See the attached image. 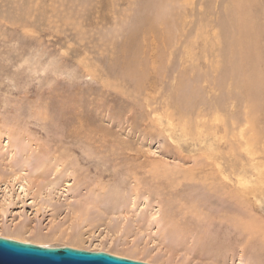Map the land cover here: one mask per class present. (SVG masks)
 I'll return each mask as SVG.
<instances>
[{"label": "rangeland", "instance_id": "1", "mask_svg": "<svg viewBox=\"0 0 264 264\" xmlns=\"http://www.w3.org/2000/svg\"><path fill=\"white\" fill-rule=\"evenodd\" d=\"M247 2L0 0V236L153 264H243L241 247L261 234L247 222L264 220V140L248 154L233 126L248 111L243 75L251 90L264 79V0ZM246 6L259 55L248 72ZM257 113L254 130L264 105ZM217 122L232 130L216 145ZM206 216L233 256L197 249Z\"/></svg>", "mask_w": 264, "mask_h": 264}, {"label": "bare ground", "instance_id": "2", "mask_svg": "<svg viewBox=\"0 0 264 264\" xmlns=\"http://www.w3.org/2000/svg\"><path fill=\"white\" fill-rule=\"evenodd\" d=\"M249 2V1H251V0H239V7L238 8H240V7H243L245 4H246V2ZM247 2V3H248ZM246 5H248V4H246ZM243 15L241 16V19H240V23H239V37H238V45L240 46V48H241V51H240V53H241V60H242V63L244 64V66L245 67H248V69L246 70L247 72L250 70V66L254 63V67H256V65L258 64V61H259V55L256 53V51L258 50L257 48H256V40H255V36H256V31H255V29H253V26L251 25L252 23H254L253 21H251L250 23H249V15H248V13H250V12H248V8H247V6L245 7V8H243ZM248 12V13H247ZM254 30V31H253ZM255 59H256V61H255ZM255 61V62H254ZM242 67V66H241ZM256 71V70H255ZM133 74H135V73H133ZM137 78H139V77H137ZM264 79H263V77H262V74H260V78H259V80L258 81H256V82H254V83H252V90L250 89V87H249V85H248V83H247V81H248V79H246L245 78V75H243V77H242V81H241V86H242V89H244L245 90V92H246V99L247 100H245L246 101V103H245V109L246 108H248V111L246 112V114H245V116L243 117V119L241 120V122H236V123H233V126L236 128H238V127H240V136H239V138H241V139H243L244 140V142H246L247 143V146L246 147H248V145H249V147L251 148L250 150L248 149V154H251V152L252 151H254V153L256 152L255 151V149H254V145L255 144H259L258 142H262L263 140H264V126L262 125V126H260L259 124H257L256 125V130H254V122H256L257 121V119L259 120V116H260V114L259 113H257L258 111H260V110H262V108H263V105H264V101L262 100V98H261V96H262V94H263V92H264V86H263V83H264V81H263ZM139 81H141V80H139ZM239 85V84H238ZM241 88V87H240ZM257 88H260V90H259V92H260V94L259 93H257L256 92V89ZM190 97V96H189ZM187 99H189L188 97H187ZM194 100V99H193ZM168 107V106H167ZM169 108V107H168ZM171 109H173V108H171ZM170 110V109H169ZM181 111V110H180ZM179 111V112H180ZM70 112V111H69ZM175 112V111H174ZM178 112V111H177ZM181 113V112H180ZM173 114V113H172ZM182 114V113H181ZM186 114V113H185ZM205 114V113H204ZM203 114V115H204ZM169 115V114H168ZM171 115V114H170ZM180 115V114H179ZM183 115V114H182ZM203 115H202V113H201V117H203ZM213 115H214V113H213ZM164 116H166L165 114H164ZM185 116H187V115H185ZM199 116V115H198ZM197 116V117H198ZM207 116H208V114H207ZM218 116V115H217ZM171 117V116H170ZM173 117V116H172ZM171 117V118H172ZM181 117V116H180ZM212 117V116H211ZM179 118V117H178ZM188 118V117H187ZM206 117H204V119H205ZM215 117L213 116V119H214ZM227 119L226 117H223L222 119ZM257 118V119H256ZM201 119V118H200ZM199 119V120H200ZM207 119V118H206ZM205 119V120H206ZM221 119V120H222ZM224 119V120H225ZM233 119V118H232ZM187 120V119H186ZM202 120H203V118H202ZM204 120V121H205ZM221 120H219L218 119V121L219 122H222ZM168 121H171V120H168ZM180 121V120H179ZM191 120H190V118H189V122H190ZM203 121V122H204ZM229 120H227V122H228ZM157 122V121H156ZM202 122V121H201ZM219 122H217L216 124H215V130L213 131V130H211V131H213V132H215V134H212V132H211V136H213V138L211 139V140H213V143H215L214 142V140L216 141V140H219L220 139V136H225L226 135V133H228V129L230 128V127H228V125H226L224 122L222 123L223 124V128H221L219 125H218V123ZM230 122V121H229ZM185 123V122H184ZM193 123V121L191 122V124ZM194 123H195V120H194ZM212 123V122H211ZM137 124V123H136ZM190 124V125H191ZM204 124H206V123H204ZM208 125H209V123H207ZM220 124V123H219ZM229 124H231V123H229ZM189 125V124H188ZM187 125V126H188ZM195 125V124H194ZM208 125H207V127H208ZM212 125V124H211ZM213 126V125H212ZM182 127V126H181ZM196 127V126H195ZM198 127V126H197ZM206 127V128H207ZM226 127H228V129H226ZM232 127V126H231ZM183 128H188V127H183ZM190 128V127H189ZM188 128V129H189ZM205 128V127H204ZM212 128V127H211ZM224 128H225V133H224ZM192 129V128H191ZM195 129H198V128H195ZM210 129V128H209ZM221 129H223V131H222V133L220 132L221 131ZM231 129V128H230ZM184 130V129H183ZM192 130H194V127H193V129ZM205 130V129H204ZM203 130V131H204ZM208 130V129H207ZM232 130V129H231ZM196 131V130H195ZM186 133H187V131H185ZM206 132V131H205ZM231 132V131H230ZM230 132H229V134H230ZM251 132H254V134L251 136L250 135V133ZM193 133V132H192ZM201 133V132H200ZM204 133V132H203ZM233 133V132H232ZM208 134V133H207ZM235 134V133H234ZM198 135H199V133H198ZM194 136H195V134H194ZM226 136H229V135H226ZM203 137V136H202ZM230 137V136H229ZM237 137V136H236ZM223 139H224V137H222ZM226 138V137H225ZM227 139V138H226ZM241 139H240V141H241ZM201 140V139H200ZM207 141V140H206ZM228 141H230V138L228 139ZM210 143V142H209ZM229 143V142H228ZM216 144V143H215ZM218 144V143H217ZM216 144V145H217ZM224 144V143H223ZM223 144H221V145H223ZM227 144V143H226ZM225 144V145H226ZM260 146H258V147H261V144H259ZM219 147H220V144L218 145ZM209 147V146H208ZM214 147V146H213ZM230 150V149H229ZM217 152V151H216ZM193 154V153H192ZM213 154V153H212ZM215 155H218L219 153H214ZM206 155V154H205ZM254 157V156H253ZM252 157V158H253ZM214 162V161H213ZM204 163V162H203ZM202 164V163H201ZM200 165V164H199ZM216 165V164H215ZM239 165V164H238ZM203 166V165H202ZM204 166H206V165H204ZM234 167V166H233ZM144 168V167H143ZM203 169V168H202ZM204 170V169H203ZM133 172V171H132ZM157 172V171H156ZM150 173V172H149ZM154 174V173H153ZM210 174V173H209ZM213 176V175H212ZM213 178H215V177H213ZM216 179V178H215ZM218 180V179H217ZM216 180V181H217ZM221 180H223V179H221ZM220 181V180H219ZM205 182V181H204ZM214 182V181H213ZM28 183L29 182H27V181H23L21 184H22V189L26 192V191H28ZM223 183H224V185L226 186V187H229L230 185L228 184L229 183V181H228V179H225V180H223ZM241 184H245V182H241ZM218 185V184H217ZM220 185V184H219ZM218 185V186H219ZM214 186H216V184L214 185ZM243 186V185H242ZM29 187H30V185H29ZM220 187V186H219ZM211 188V187H210ZM218 188V187H217ZM245 188V187H244ZM137 189V188H136ZM214 189H215V187H214ZM219 189H221V192H225V191H227V190H225L226 188H224V186L222 185V187L221 188H219ZM211 190V189H210ZM209 190V191H210ZM216 192H217V190H216ZM220 192V193H221ZM240 192L241 193H243V194H246L247 195V190L246 189H241L240 190ZM246 192V193H245ZM214 193H215V191H214ZM226 193V192H225ZM227 195H229L228 193H226ZM226 194L225 195H223L222 194V197L223 196H226ZM221 196V195H220ZM221 197V199H223L224 200V198H222ZM227 197V196H226ZM229 197V196H228ZM241 197V196H240ZM243 198V197H242ZM220 199V198H219ZM218 199V200H219ZM227 199V198H226ZM229 199V198H228ZM233 199V198H232ZM120 201V200H119ZM214 201V200H213ZM225 201V200H224ZM228 202V201H227ZM233 201H231V203H232ZM204 203V202H203ZM202 203V204H203ZM224 203V202H223ZM219 204V203H218ZM217 204V205H218ZM225 204H226V202H225ZM230 204V203H229ZM229 204H227V205H224V207H226V206H229ZM235 204V203H234ZM234 204H232V205H230V206H233ZM207 205V204H206ZM220 205V204H219ZM219 205H218V209H220L219 208ZM193 206V205H192ZM221 206L223 207V204L221 203ZM220 206V207H221ZM229 206V207H230ZM216 207V206H215ZM238 207V206H237ZM234 208V207H233ZM236 208V207H235ZM237 209V208H236ZM235 209V210H236ZM230 210V209H229ZM238 210V209H237ZM4 211V210H3ZM204 212V211H203ZM212 212V211H211ZM217 212V211H216ZM241 212H243L242 210H241ZM193 213V212H192ZM247 213V212H246ZM213 214H215V213H212V214H209V215H213ZM227 214V213H226ZM242 214H244V213H242ZM249 215V214H248ZM198 216H199V214H198ZM205 216V215H204ZM204 216H203V218H204ZM222 215H220L219 217H221ZM226 216V215H225ZM212 217V216H211ZM227 217H229V218H231L229 215L227 216ZM242 217V216H241ZM262 216H260V215H256V214H254V215H252L251 216V219L247 222V226L249 227V229H250V231L252 232V234H253V236H255L256 235V233H261L260 234V236L256 239V240H252V241H249L250 243V245H248L247 246V248H250V249H247V248H242L241 247V249H240V262L242 261V263L244 264H264V220H262V218H261ZM183 218V217H182ZM194 218V217H193ZM206 218H208V219H210V220H208L209 222L207 223V224H202L203 222L201 221V227L203 228V227H205L206 226V228H204V229H196V231L198 230V231H200V232H198L197 231V233H199L201 236H199L198 237V235L196 236V237H198L199 238V240H198V242H196V245L198 246L197 247V249H199L200 251H204V250H210V251H212L215 255H216V257H217V255H219L220 253H223V251H225L226 249L228 250V249H232V256H233V254H234V252L235 251H233V250H235L234 249V245H233V243H231V241L230 240H228V241H230V242H225V243H223V241H221V242H213V241H215L217 238H216V234H219L217 231H220V229H219V224L220 223H222V221L220 220V219H223V218H220L219 220L221 221L218 225V229L219 230H217L216 231V229H215V233H213L212 232V226H215V227H217L216 225H211L212 224V218H209L208 216H206ZM218 218V217H217ZM235 218V217H234ZM233 218V219H234ZM225 219V218H224ZM223 219V220H224ZM237 219L238 218H236L235 220L236 221H234L235 223H233V224H236V223H238L237 222ZM175 220V219H174ZM199 220H201V219H199ZM207 220H205V219H203V221H207ZM228 220V219H227ZM218 221V220H217ZM217 221H215L214 220V222H215V224H217L216 222ZM233 220H231L230 221V219H229V225L231 224L230 222H232ZM245 221H247V219L245 220ZM261 221H262V223H261ZM179 222V221H178ZM225 222H226V220H225ZM239 222H240V219H239ZM195 223V222H194ZM241 223H242V221H241ZM175 224V223H174ZM224 224V223H223ZM203 225V226H202ZM205 225V226H204ZM209 225V226H208ZM222 226V225H221ZM220 226V227H221ZM225 226H226V224H225ZM233 226V225H232ZM180 227V226H179ZM247 227V228H248ZM177 228V227H176ZM175 228V229H176ZM223 229H224V227H222ZM227 228V231H228V227H226ZM225 228V229H226ZM189 229H193L192 228V226H191V228H188L187 229V227H186V225H183L182 227H181V229H180V234L182 235L183 233L184 234H186L187 233V230L189 231ZM230 229H231V225H230ZM236 229H237V227H236ZM241 229V228H240ZM234 230V229H233ZM240 231V230H239ZM241 231H243V230H241ZM192 232V231H191ZM213 234H215L214 236V238H216L215 240H213L212 239V233ZM225 232V231H224ZM235 232V231H234ZM196 232H195V234H197ZM69 234V233H68ZM178 234V233H177ZM212 234V235H211ZM234 234V233H233ZM236 234H239L238 232L236 233ZM210 235H211V237H210ZM220 235H222V233L220 234ZM231 235V234H230ZM241 235V234H240ZM240 235H236V236H238L237 238V240H240V242H241V240H243V237L242 238H240ZM189 236V235H188ZM252 235H251V238L253 237ZM218 237V236H217ZM230 237V236H229ZM9 238V237H8ZM195 238V237H194ZM219 238V237H218ZM13 239V238H12ZM14 239H16V238H14ZM176 239V238H175ZM187 239V238H186ZM207 239L209 240L210 239V241H212L211 243H209L208 241H207ZM222 239V238H221ZM220 239V240H221ZM234 239H235V237H234ZM223 240V239H222ZM236 240V239H235ZM234 240V241H235ZM175 241V240H174ZM185 241V240H184ZM244 241V240H243ZM24 242H27V241H24ZM236 242V241H235ZM230 244H231V246H230ZM236 244V243H235ZM239 244V243H238ZM44 246H51V245H47V244H43ZM195 245V246H196ZM241 246V245H240ZM239 246V247H240ZM237 247V245L235 246V248ZM195 248V247H194ZM226 248V249H225ZM196 249V248H195ZM238 249H236V252H238L237 251ZM249 250V251H248ZM263 250V255H262V251ZM209 251V252H210ZM230 251V250H229ZM228 251V252H229ZM228 252H226V253H228ZM199 254V253H198ZM201 254H203L202 252H201ZM205 255V254H204ZM206 255H208V254H206ZM213 255V254H212ZM231 255V254H230ZM210 256V255H209ZM223 256V255H222ZM211 257V256H210ZM221 257V256H220ZM213 258H214V256H213ZM221 258H223V257H221ZM225 258H228V257H225ZM225 258H223V259H225ZM170 259H172L173 260V262H175L176 264H189V262L187 261V260H182V261H178V260H176L175 258H171L170 257ZM231 259V258H230ZM224 261V260H223ZM229 261V260H228ZM244 261V262H243ZM232 262V261H231Z\"/></svg>", "mask_w": 264, "mask_h": 264}, {"label": "water", "instance_id": "3", "mask_svg": "<svg viewBox=\"0 0 264 264\" xmlns=\"http://www.w3.org/2000/svg\"><path fill=\"white\" fill-rule=\"evenodd\" d=\"M0 264H153L99 250L44 246L0 236Z\"/></svg>", "mask_w": 264, "mask_h": 264}]
</instances>
